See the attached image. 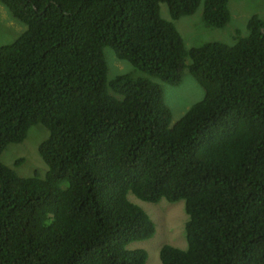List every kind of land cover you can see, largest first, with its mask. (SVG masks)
Masks as SVG:
<instances>
[{
  "label": "trees",
  "instance_id": "16d2710c",
  "mask_svg": "<svg viewBox=\"0 0 264 264\" xmlns=\"http://www.w3.org/2000/svg\"><path fill=\"white\" fill-rule=\"evenodd\" d=\"M0 3L26 26L0 47V264H146L130 246L156 227L129 195L185 202L187 248L161 264H264V18L187 49L161 4L222 29L229 0ZM107 47L144 76L109 79ZM186 69L205 96L173 124L153 80ZM37 125L47 173L22 177L2 154Z\"/></svg>",
  "mask_w": 264,
  "mask_h": 264
},
{
  "label": "rangeland",
  "instance_id": "374dc122",
  "mask_svg": "<svg viewBox=\"0 0 264 264\" xmlns=\"http://www.w3.org/2000/svg\"><path fill=\"white\" fill-rule=\"evenodd\" d=\"M204 1V0H203ZM232 19L222 29L206 27L202 19L203 5L192 16H185L172 20L169 8L161 4L160 14L164 20L171 21L181 34L187 49L198 47L206 43L221 42L234 45L239 38L249 34L248 22L253 16L264 18V0H229ZM26 26L0 3V47L13 43L24 31ZM108 64V78L118 75L131 74L134 77L144 75L134 70L131 64L119 60L113 49L107 47L104 51ZM188 63L191 60L188 59ZM163 91L164 103L172 112V123L178 122L187 111L204 99L205 91L198 84L188 69L184 70L182 82L172 85L161 80H153ZM49 132L43 125L31 128L27 139L21 144H12L2 154V162L15 169L22 177H33L40 172L41 177L47 173L48 167L39 153L41 142L48 138ZM23 160L20 167L16 161ZM130 200L139 205L155 223L156 233L148 240L136 242L132 249H144L148 252L146 264H161L160 250L166 245L185 250L187 248L185 225L188 216L185 211V202H169L162 199L158 203H149L129 195Z\"/></svg>",
  "mask_w": 264,
  "mask_h": 264
},
{
  "label": "clouds",
  "instance_id": "9594fccd",
  "mask_svg": "<svg viewBox=\"0 0 264 264\" xmlns=\"http://www.w3.org/2000/svg\"><path fill=\"white\" fill-rule=\"evenodd\" d=\"M162 249V248H161Z\"/></svg>",
  "mask_w": 264,
  "mask_h": 264
}]
</instances>
